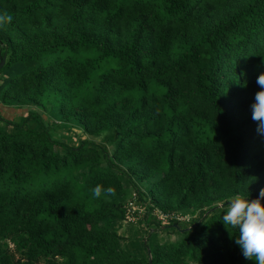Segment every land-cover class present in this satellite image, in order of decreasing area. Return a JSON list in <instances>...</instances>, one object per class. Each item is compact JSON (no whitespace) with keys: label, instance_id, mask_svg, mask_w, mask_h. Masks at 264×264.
<instances>
[{"label":"trees","instance_id":"16d2710c","mask_svg":"<svg viewBox=\"0 0 264 264\" xmlns=\"http://www.w3.org/2000/svg\"><path fill=\"white\" fill-rule=\"evenodd\" d=\"M0 15V106L24 108L0 113V264H255L222 216L264 188V0H0ZM71 126L76 144L51 133ZM131 189L147 212L192 211L160 226L176 239L126 248Z\"/></svg>","mask_w":264,"mask_h":264},{"label":"clouds","instance_id":"9594fccd","mask_svg":"<svg viewBox=\"0 0 264 264\" xmlns=\"http://www.w3.org/2000/svg\"><path fill=\"white\" fill-rule=\"evenodd\" d=\"M10 16L0 15V22L10 21ZM259 91L254 94L250 104L251 119L256 123V131L264 136V72L256 77ZM107 195L114 193L112 187L103 190ZM93 197L101 195V188L92 189ZM247 195H236L228 202L227 210L223 213L224 224L238 228L239 235L235 238L242 256L253 260L255 264H264V188H261L254 199Z\"/></svg>","mask_w":264,"mask_h":264},{"label":"rangeland","instance_id":"374dc122","mask_svg":"<svg viewBox=\"0 0 264 264\" xmlns=\"http://www.w3.org/2000/svg\"><path fill=\"white\" fill-rule=\"evenodd\" d=\"M8 107H3V106H0V113H1V115L3 116V117H5V118H8V119H12V118H17L18 117V115L19 114H22L23 113V111H24V108L23 109H18V110H15V109H7ZM54 121H56L57 119H56V117H51ZM7 129H12L10 126H8V128ZM51 133L55 136V137H57V138H59V139H61L62 141H66V142H68V143H70V144H76L77 142H78V140L80 139V137H83V132L79 129V127H77V126H71V128L70 129H64V128H52L51 129ZM106 136H108V135H106ZM105 136V137H106ZM99 140V139H98ZM108 145V144H107ZM147 185H145V184H142L141 186H140V188H141V191H143L145 194H147L146 192H147ZM129 192H130V195H132L133 194V192H134V190L133 189H131V190H129ZM132 193V194H131ZM136 196V195H135ZM130 198H131V196H130ZM129 198V199H130ZM180 212L181 213H183V214H186V213H191L192 211L191 210H188V209H185V208H181L180 209ZM137 217L138 216H134V218L132 219V218H129V219H127L126 218V220L124 219V221L126 222V223H124L123 225H122V227L121 228H119V231H118V233L119 234H123L124 235V237L127 235L126 234V232H125V226L128 224V225H133L134 226V228H137L138 226H139V229H135V231L134 232H138V234H140V236H146V231H148V233L152 230L153 231V233H156L157 235H156V237L158 238V242H162V240L164 239V240H166V241H168V240H174V239H176V228H174V227H168V228H165L164 230L166 231V232H161L160 234H158V232H159V229H160V226H162V227H165L164 225H171V224H173V223H167V224H158L157 222H155V221H152V222H150L149 223V225H146V223H145V221L143 220V218H141V217H139V218H141V219H139V220H143L142 222H143V225L141 226V228H140V225L138 224V223H135L134 222V220L135 219H137ZM189 223V222H188ZM181 224V223H180ZM136 225H138V226H136ZM173 226V225H172ZM181 226L182 227H184L185 225L184 224H181ZM162 227H161V229H162ZM190 227V226H189ZM167 232H168V234H167ZM143 236V237H144ZM143 237H141L139 240H141ZM146 239H144L143 240V242L145 243L146 241H145ZM125 246H126V248L127 249H130L131 248V246H130V244H125ZM148 248V247H147ZM147 248H146V251H147ZM147 254H148V252H147ZM148 258H149V255H148Z\"/></svg>","mask_w":264,"mask_h":264},{"label":"built area","instance_id":"2783aa9c","mask_svg":"<svg viewBox=\"0 0 264 264\" xmlns=\"http://www.w3.org/2000/svg\"><path fill=\"white\" fill-rule=\"evenodd\" d=\"M126 208V218H134V216H138L134 222L139 221V219L146 217L147 215L151 218H154L158 222L162 224L169 223L170 221L184 223L190 220V216L188 214H183L181 212H171L166 213L161 211L158 208H153L149 212H147L146 206L144 203H140L135 196V193L131 195V198L125 203ZM141 217V218H139ZM130 220V219H129Z\"/></svg>","mask_w":264,"mask_h":264},{"label":"crops","instance_id":"0c3cea01","mask_svg":"<svg viewBox=\"0 0 264 264\" xmlns=\"http://www.w3.org/2000/svg\"><path fill=\"white\" fill-rule=\"evenodd\" d=\"M82 138V137H81ZM124 223H126L124 220L122 221V225L124 224ZM135 223H140L139 221H136ZM136 226H138V225H136ZM122 227V226H121ZM120 227V228H121ZM135 229H139V226L137 227V228H134V226L133 225H126L125 226V232H126V236H125V240H126V244H130V246H131V248L130 249H128L130 252H133V251H135L136 250V247L132 244V242L134 241V243H135V239H136V237H139L140 236V234H138V232H134L135 231ZM118 231H119V229H118ZM122 236H124L123 234H121ZM134 253V252H133Z\"/></svg>","mask_w":264,"mask_h":264},{"label":"water","instance_id":"95a60500","mask_svg":"<svg viewBox=\"0 0 264 264\" xmlns=\"http://www.w3.org/2000/svg\"><path fill=\"white\" fill-rule=\"evenodd\" d=\"M3 64H4V58H1L0 59V68L3 66ZM147 252H148V255H149L150 254V249L149 248H147Z\"/></svg>","mask_w":264,"mask_h":264}]
</instances>
